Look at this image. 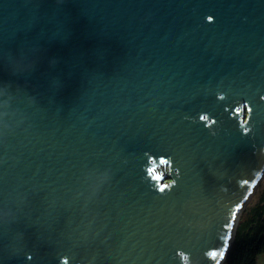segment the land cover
Segmentation results:
<instances>
[{
	"label": "water",
	"instance_id": "1",
	"mask_svg": "<svg viewBox=\"0 0 264 264\" xmlns=\"http://www.w3.org/2000/svg\"><path fill=\"white\" fill-rule=\"evenodd\" d=\"M263 165L264 0H0V264H215Z\"/></svg>",
	"mask_w": 264,
	"mask_h": 264
},
{
	"label": "trees",
	"instance_id": "2",
	"mask_svg": "<svg viewBox=\"0 0 264 264\" xmlns=\"http://www.w3.org/2000/svg\"><path fill=\"white\" fill-rule=\"evenodd\" d=\"M264 201V197L262 200ZM246 224H238L231 249L223 264H256V255L264 252V203L252 208Z\"/></svg>",
	"mask_w": 264,
	"mask_h": 264
},
{
	"label": "rangeland",
	"instance_id": "3",
	"mask_svg": "<svg viewBox=\"0 0 264 264\" xmlns=\"http://www.w3.org/2000/svg\"><path fill=\"white\" fill-rule=\"evenodd\" d=\"M251 190L252 191H250V192L252 194H250V192H249L248 197L246 198V200L242 206V209L240 211V214L238 216V219L236 221L234 235H233V239H232L229 250L231 249L233 240L235 238V233H236L238 224L241 221L243 224H246L247 222H249V220L252 217V212H251L252 208L261 202L264 203V201H261L262 197H264V165H263V170L261 171V174H260L257 182L255 183V185L253 186V188ZM229 250H228V252H229ZM228 252H227V254H228ZM227 254H226V256H227ZM226 256H225V258H226ZM256 264H264V252H260L256 255Z\"/></svg>",
	"mask_w": 264,
	"mask_h": 264
},
{
	"label": "bare ground",
	"instance_id": "4",
	"mask_svg": "<svg viewBox=\"0 0 264 264\" xmlns=\"http://www.w3.org/2000/svg\"><path fill=\"white\" fill-rule=\"evenodd\" d=\"M255 183L252 184V186L248 190L247 194L244 196V198L241 200V202L238 204L237 208L234 211V214H233V217H232V220H231V228H230L229 240H228V244H227L226 250H225L224 254L221 256V258L215 264H223V262H224L225 256H226V254H227V252H228V250L230 248V245H231V242H232V239H233L236 221L238 219V216L240 214L242 206H243L246 198L248 197L249 192L252 191L251 189L253 188ZM250 194H252V193L250 192Z\"/></svg>",
	"mask_w": 264,
	"mask_h": 264
},
{
	"label": "clouds",
	"instance_id": "5",
	"mask_svg": "<svg viewBox=\"0 0 264 264\" xmlns=\"http://www.w3.org/2000/svg\"><path fill=\"white\" fill-rule=\"evenodd\" d=\"M211 19V18H209ZM161 192H163V188L160 189ZM182 256V264H188V258L186 254L181 253Z\"/></svg>",
	"mask_w": 264,
	"mask_h": 264
},
{
	"label": "snow or ice",
	"instance_id": "6",
	"mask_svg": "<svg viewBox=\"0 0 264 264\" xmlns=\"http://www.w3.org/2000/svg\"><path fill=\"white\" fill-rule=\"evenodd\" d=\"M202 119H207L206 117H202Z\"/></svg>",
	"mask_w": 264,
	"mask_h": 264
}]
</instances>
